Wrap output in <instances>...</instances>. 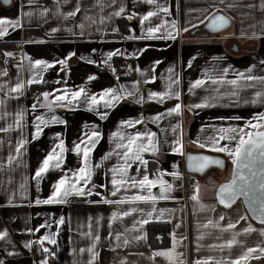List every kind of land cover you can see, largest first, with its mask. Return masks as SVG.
Segmentation results:
<instances>
[{
	"label": "crops",
	"instance_id": "crops-1",
	"mask_svg": "<svg viewBox=\"0 0 264 264\" xmlns=\"http://www.w3.org/2000/svg\"><path fill=\"white\" fill-rule=\"evenodd\" d=\"M77 4L80 5V10L74 17L66 18L64 14L75 10ZM157 4L167 7L168 14L159 12L157 5H149L145 0H60L59 5L57 0H8L7 3L0 0V17L19 18L21 25L15 29L9 28L7 34L0 37V73H7L0 75V129L11 126L9 131H0V231H7V236L0 238V261L3 264H40L43 259L32 255V246L26 245L32 239L38 240L46 234L54 236L56 240L55 244L44 241V246L55 253L50 255L49 264H88L91 255L87 249L93 245L96 257L92 264H194L195 261L207 260L208 257H212V260H208L207 264H231L247 248H255L257 245L264 247V233L261 231L264 225L251 222L240 202L226 209L220 208L215 202V188L226 181L230 174L229 157L194 143L197 140L208 141L209 137L217 135V130L221 127H242L254 114L264 113V104L251 103L253 92L264 88V85L239 90L236 97H218L211 101V107L188 108L191 104L202 102L205 97L215 95L204 88L192 93L188 91L189 84L197 78H204L205 73L219 75L228 67L225 79L230 80L235 78L237 72H246L252 67L253 75L264 76V63H261L264 61V0H224L222 4L219 0H157ZM230 4L234 6L228 7ZM211 5L218 7L213 11ZM121 6L125 12L121 16H115L114 12ZM149 10L157 11L158 15L145 21V35L147 27L165 21L170 32L172 21L176 22L178 30L189 24H195L196 27L172 32L175 39H128L129 36H141L139 17ZM24 13H31V16ZM132 13L136 15L129 19ZM210 13H221L228 17L230 26L218 34L203 31L208 20L205 17L210 18ZM120 20L127 24L125 32L118 25ZM52 29L57 31L53 32ZM113 29L117 31L114 32ZM157 35H163V32ZM116 50H119V54H114L109 63L104 64L106 54L110 51L115 53ZM5 52H20L21 61L4 62ZM70 52L74 55L68 57ZM65 57H68L66 66L53 64V67L43 72V83L25 84L23 94L14 98L16 94L10 89L31 76L30 60L54 62ZM114 59H121V62L126 60L134 70V77L126 78L118 71ZM190 59L191 67L188 66ZM89 60L93 63H88ZM156 61L159 63H155ZM137 68L139 72L136 71ZM169 68L173 69V73L168 71ZM112 69H115V74ZM175 73L181 78L178 90L181 92L179 102L183 106L182 114L168 116L166 109L173 107L177 101L174 98L166 99L163 103L148 101L147 93L165 90L169 77L174 78ZM89 75L95 76V79L88 81ZM153 76L154 81L151 79ZM134 82H138L136 86L144 101L136 103L134 98L129 97L110 110L105 120H100L94 112H89L83 104L71 108L55 107L51 111L39 106L35 112L31 110L33 103H43L41 93L44 91L52 92L53 89H63L65 86L69 89L83 86L91 93L119 85L131 90ZM208 87H217L225 93L231 89L227 84L213 86L209 83ZM5 93L8 95L5 96ZM24 109L27 110L22 121L24 127L18 129L15 113ZM158 113H164V116L153 123L151 118ZM36 115L47 119L55 115L65 123L42 126L43 130L38 138L32 140L30 133L34 128L31 121ZM141 116L144 123L137 124L134 128L121 126V130L127 134L146 129L157 133L159 153H143L148 161L147 172L152 178L158 169L164 171V179L174 186L169 194L174 199L156 201L152 218L149 219L147 215L153 211L151 201L105 204L100 202L101 196L93 194L90 197H70L65 204L34 203L37 197L43 199L50 194L51 184L56 178L69 169L79 167L80 157L66 151L63 154L65 164L62 170L46 173L37 191L36 182L31 177L43 157L55 147L57 133L70 149L74 142L82 138V134L92 131V126L95 125V130L101 133L91 153L92 162L96 163L115 147L110 137L111 133L117 131L119 122ZM178 122L180 127L174 134L173 127ZM21 137L28 142L23 146L22 153L9 163V155L16 156V142ZM177 137L182 141L184 155L171 151V141ZM226 142L221 141L222 144ZM203 153L223 160V167L212 166L200 175L188 173L187 154ZM116 163V157H111L103 162L101 168L95 169L93 175V183L97 185L95 191L108 199L119 198L109 195V169ZM174 164L181 174L179 180L169 174L173 171ZM143 174V168L140 171L136 170V166L129 169L131 176L142 177ZM185 174L193 182L191 190L197 189L193 177L208 178L197 189V200L191 199L194 193L186 196L182 191L185 188ZM100 184L107 187L100 188ZM136 191L139 190L131 189L129 194ZM152 191L158 194L159 188H153ZM89 200L97 203H88ZM129 207L137 211L126 217H117L110 228L108 222L111 214L114 211H127ZM160 209H165V212L157 220L155 217L161 215ZM241 216L246 218L239 219ZM61 217L63 223L57 226L56 221ZM140 219H149V223H166L168 245L151 248L146 240L148 223L139 225ZM229 223L234 224V228L229 229ZM177 224L180 226L177 227ZM40 225L47 226L40 228ZM249 227L254 231L245 232L244 229ZM37 228L39 231H28ZM118 232L121 233L119 239L116 238ZM97 233L99 241H95ZM173 233L176 237L175 248ZM137 236L141 239H135ZM125 239L127 244L124 243ZM229 240L234 241L231 246L227 243ZM81 249L84 251L81 252ZM168 250H172L169 256L154 255ZM241 264H264V257L251 258Z\"/></svg>",
	"mask_w": 264,
	"mask_h": 264
},
{
	"label": "snow or ice",
	"instance_id": "snow-or-ice-1",
	"mask_svg": "<svg viewBox=\"0 0 264 264\" xmlns=\"http://www.w3.org/2000/svg\"><path fill=\"white\" fill-rule=\"evenodd\" d=\"M5 3L8 0H4ZM60 0H57L59 5ZM149 5H157L159 12L168 14L169 9L157 4V0H145ZM222 4L224 0H219ZM228 7H233L234 5H227ZM213 11L216 10L218 5H211ZM80 10V5L77 4L75 10L67 12L65 17H74L76 13ZM45 11H47L45 9ZM125 12L123 6L116 12L115 16H121ZM26 16H31V13H24ZM136 13L129 15V19L133 18ZM158 12L149 10L144 15L139 17L141 24V36L134 37L129 36L128 39H175L176 37L172 32L177 31H187L188 27L195 28V24H189L188 27L183 29H177L175 21L171 22L170 27L172 31H168L166 24L167 22H162L155 26L147 27V34H144V24L145 21H149L150 18L157 16ZM210 22L207 24V27L210 30L217 31L224 28L228 20L223 15H212ZM209 19V17H205ZM203 21H198L202 23ZM20 19H11L7 17H0V37H4L9 28L15 29L20 27ZM82 28L83 25H80ZM53 32L57 29H52ZM117 31V29H113ZM131 31V30H130ZM163 32V35H157V33ZM83 34V33H81ZM142 51V50H141ZM119 54V50L114 52H108L106 54V59L103 61L104 64L109 63V59L114 55ZM5 56L10 57L13 54L10 52H5ZM74 53H69L68 57H71ZM68 57H65L59 61L48 62L43 59L30 60V69L31 76L26 81H20L11 87L10 91L16 94L18 98L23 94V89L25 84L32 85L34 83H43L42 77L43 72L47 69L53 67V64L65 65L67 63ZM25 59H28L25 57ZM194 59V57L192 58ZM88 63H93L89 60ZM155 63H159L156 61ZM192 60L188 61V66L191 67ZM264 63V61H261ZM19 67V66H18ZM230 67V66H229ZM113 74H115V69H112ZM139 72V68L136 69ZM168 71L173 73V69L169 68ZM229 72V68L226 67L223 69V72L219 75H209L205 73L204 78H197L189 84L188 91L190 93L194 92L196 89L204 88L206 91L214 92L215 95H210L205 97L202 102L191 104L188 106L189 110L199 109L204 107L213 106L211 101L217 99L218 97H223L225 95L236 97L239 95V90L243 89H253L256 86L264 85V76H258L252 74V67H249L246 72H237L235 78L226 80L225 75ZM6 71L0 73V75H6ZM95 79V76L89 75L87 77L88 81ZM152 81L155 80L153 76ZM180 75L178 73L174 74L173 77H169L168 83L165 85V90L163 91H149L147 93L148 101H157L163 103L166 99H175L177 103L173 107L166 109V114L168 116H180L182 114V103L179 102L181 98V92L178 90L180 84ZM149 81H145L148 83ZM59 83V82H57ZM138 82L133 83L131 90L126 88L124 85H119L118 87H106L101 89L99 92H88L87 89L83 86L69 89L66 86L63 89H53L52 92L44 91L41 93L43 97V103H33L31 105V110L36 111L37 107L47 108L51 111L55 107L62 108H71L76 105L79 106L83 104L86 106L89 112H94L100 120H105L109 116V111L116 108L118 104L122 101H125L129 97L135 99L136 103H142L144 97L139 95V88L136 86ZM213 86L227 84L231 86V89L228 92H221L219 88L213 87L209 89L208 84ZM55 93V94H54ZM8 93H5L7 96ZM246 103L248 101H245ZM264 104V88L256 90L253 92V99L251 100L252 104L256 103ZM26 109L17 111L15 113V124L18 129L24 127L22 121L26 113ZM164 113H158L156 116L151 118L153 123L158 122L159 119H162ZM233 119H241V117H233ZM50 123H65L59 117L52 115L50 119L45 118L41 115H36L31 121L34 131L30 133L31 139L36 140L39 134L42 132V126H47ZM144 123V118L141 116L138 119H125L119 122L117 131L111 133L110 139L114 143L115 147L104 154L99 162L93 163L91 159V153L96 143L98 142L101 133L98 130H95V125L92 126L93 130L82 134V138L78 142H74L72 147L69 149L65 145V141L60 139V134L57 133V143L54 148H52L40 161L39 166L35 169L34 174L31 179L36 182L37 191H39L40 181L44 178V175L51 170L61 169L65 164L64 153L66 151H71L80 157L79 167L75 169H69L65 171L64 174L60 175L54 180L51 184V192L46 198H39L34 201L35 204H65L69 202L70 197H85L92 196L93 194L101 196V201L105 204H132L135 202H153V211L148 212V218H152L153 212L155 211V202L158 200H168L174 199L169 194L173 191V184L168 180L164 179L166 174L162 170H157V173H153L152 178H150L147 172L148 161L144 158L143 153H152L156 155L159 153V141L157 140V133L145 130V131H135L131 134H127L121 130L122 127L134 128L137 124ZM85 127H88L85 125ZM180 127L179 122L173 127V133H176V129ZM11 126L8 128L0 129V131H9ZM221 141H227L226 143H221ZM28 141L21 137L16 142V156L9 155L8 161L15 160L22 151L23 146ZM167 142V141H165ZM201 148H209L214 152L224 153L229 157L233 165L231 178L219 185L218 190L216 191V198L218 203L224 205L226 208L231 207L238 199L242 198L243 204L246 207L248 213L251 214L252 219L257 220L259 223L264 224V113H256L252 118L245 122L244 126H228L221 127L217 130V135L208 138L206 142H200L199 140L194 141ZM172 147L171 151L173 153L184 155L182 141L179 137L171 141ZM115 156L117 163L113 165L109 171L111 172V190L109 195L112 197L119 196L118 199H108L98 191H95L97 185L93 183V175L95 169H99L103 166V162L109 160L111 157ZM188 168L189 170H194L197 172H203L209 165H217L223 167L224 161L221 159H214L208 155H192L187 154ZM136 166V170L140 171L141 168L144 169V174L142 177H136L129 175V169ZM173 171L169 173L175 180L181 178V174L177 169V166L174 164ZM69 172L71 173L69 175ZM23 187V185H21ZM100 188H106L105 184H100ZM159 188L158 194H154L152 189ZM198 188V186H197ZM131 189H138L134 193L129 194ZM121 193H124L121 195ZM191 199L197 200V196L194 194ZM88 203H97V201H87ZM137 211V209L129 207L127 211L122 212H113L109 219V227L111 228L112 221L117 217H126ZM140 211H143L140 209ZM160 216H156L155 219L159 220L163 216L165 209H160ZM245 216L239 217V219H245ZM91 219V218H90ZM149 219H140L138 221L139 225H144L149 223ZM223 219V217H221ZM63 223V217L56 221L57 226ZM239 223V220H237ZM47 225H40V228L46 227ZM177 227L180 225L177 224ZM234 224L229 223L227 227L229 229L234 228ZM89 235H91V225H89ZM29 232L39 231V228L33 230L28 229ZM245 232L254 231L251 227L244 229ZM264 233V229L261 230ZM112 233L109 231V236ZM121 233H116V238L119 239ZM7 236V231H0V238ZM173 237V248H175L176 237L175 234H172ZM135 239H141L140 236L135 237ZM100 236L97 233L95 236V241H99ZM44 241H47L50 244H55L56 240L54 236L43 235L39 237L37 243L40 244L41 249L49 253V255H55L54 252H51L50 249L44 246ZM31 241L28 242V245H31ZM124 243L127 244V239L124 240ZM228 245L231 246L234 243L233 240H229ZM81 252L84 249L80 250ZM87 251L91 255V259L88 264H92L93 260L96 257L94 251V245L90 246ZM172 253V250L161 251L154 253V255L169 256ZM258 253V255H257ZM264 257V247L257 245L255 248L249 247L246 251L235 260L231 261V264H241L242 261H246L251 258L259 259ZM208 260H212V257H208L207 260H197L194 264H207ZM0 264H3V261H0ZM40 264H49L48 256H45L43 260L40 261ZM219 264V262H218Z\"/></svg>",
	"mask_w": 264,
	"mask_h": 264
},
{
	"label": "trees",
	"instance_id": "trees-1",
	"mask_svg": "<svg viewBox=\"0 0 264 264\" xmlns=\"http://www.w3.org/2000/svg\"><path fill=\"white\" fill-rule=\"evenodd\" d=\"M120 29L125 32L127 30V24L125 21L120 20ZM115 68L121 71V59H114ZM146 240L151 248H163L168 245L169 233L167 224L163 222H150L146 227Z\"/></svg>",
	"mask_w": 264,
	"mask_h": 264
},
{
	"label": "built area",
	"instance_id": "built-area-1",
	"mask_svg": "<svg viewBox=\"0 0 264 264\" xmlns=\"http://www.w3.org/2000/svg\"><path fill=\"white\" fill-rule=\"evenodd\" d=\"M13 55L10 57L5 56L4 57V62L6 63H17L21 61V54L20 52H14L12 53ZM121 72L122 74L126 77V78H133L134 77V70H132L129 65L128 62L126 60H123L121 62ZM184 184H185V189L186 190H191L193 187V182L191 180L188 179V176L185 174L184 175ZM38 240L36 239H32L31 240V246H32V255L37 256L41 259H44L45 256H48V258H50L49 253L44 252L41 247L40 244L37 243Z\"/></svg>",
	"mask_w": 264,
	"mask_h": 264
},
{
	"label": "water",
	"instance_id": "water-1",
	"mask_svg": "<svg viewBox=\"0 0 264 264\" xmlns=\"http://www.w3.org/2000/svg\"><path fill=\"white\" fill-rule=\"evenodd\" d=\"M1 1H3V0H1ZM216 14L223 15V14H221V13H216ZM216 14H213V15H216ZM223 16H224V15H223ZM210 19H211V17L206 21V23H205L204 26H203V31H206V32L209 33V34H218V33H221L222 31H224L225 29H227V28L230 26V20H229L228 17H226V19L228 20V23H227V25H226L224 28H222V29H220V30H217V31L210 30V29L207 27V24L210 22ZM192 155H205V154L203 153V154H192ZM213 158H214V157H213ZM214 159H216V158H214ZM212 166H215V167H217V168H221L220 166H217V165H209V167L206 168L204 171H206L207 169H209V168L212 167ZM232 168H233V165H232V163H231V168H230V174H229V177H228V179H227L226 181H224V182H222V183L227 182V181L231 178ZM186 171H187L188 173H191V174H198V175L204 173V171H203V172H197V171H194V170H189V168H188L187 156H186ZM222 183H220V184H222ZM220 184H219V185H220ZM219 185L215 188L216 190L214 191V199H215L216 204H217L220 208H224V209H226V207H225L224 205H221V204L218 203V200H217V198H216V191L218 190ZM237 202H240V203H241V205H242V207H243V209H244V211H245V214L248 216V218L250 219L251 222H253V223L256 224V225H261V226L264 225V224L259 223L257 220L252 219L251 214L247 212L246 207H245L244 204H243V200H242V198L238 199L235 203H237ZM235 203H234V204H235ZM234 204H233V205H234ZM228 208H229V207H228Z\"/></svg>",
	"mask_w": 264,
	"mask_h": 264
},
{
	"label": "rangeland",
	"instance_id": "rangeland-1",
	"mask_svg": "<svg viewBox=\"0 0 264 264\" xmlns=\"http://www.w3.org/2000/svg\"><path fill=\"white\" fill-rule=\"evenodd\" d=\"M187 144H189V141H187ZM194 178V181L195 183L197 184L198 188L199 189L201 186H202V183L205 182L208 178L204 176V178H198V177H193ZM197 189H194V190H186L185 188H183V192H185V195L189 196L192 193L196 194L197 193Z\"/></svg>",
	"mask_w": 264,
	"mask_h": 264
}]
</instances>
